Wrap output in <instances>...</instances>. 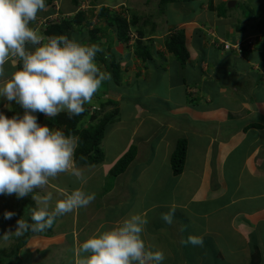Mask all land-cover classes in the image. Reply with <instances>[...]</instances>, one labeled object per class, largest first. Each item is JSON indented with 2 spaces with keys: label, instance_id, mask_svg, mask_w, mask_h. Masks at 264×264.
Returning <instances> with one entry per match:
<instances>
[{
  "label": "crops",
  "instance_id": "1",
  "mask_svg": "<svg viewBox=\"0 0 264 264\" xmlns=\"http://www.w3.org/2000/svg\"><path fill=\"white\" fill-rule=\"evenodd\" d=\"M68 1L53 0L54 9L50 16L65 19L70 15L68 19H71V15L82 12L83 20L88 23L86 28L100 29L96 25L101 19L105 22V29L111 27L110 33L116 34V24L110 14L118 15L113 7H124L123 2L98 0L92 2L91 11L87 13ZM190 4L196 7L197 15L180 23V19L177 21L178 27L184 25L188 63L180 66L161 42L165 51L158 53L153 48L149 66L141 62L147 72L145 82L136 84L137 91H144L140 96H135V91L124 98L123 95L135 88L124 90L122 94L106 83L105 88H109L113 95L121 94L123 107L115 114L101 141L102 162L77 165L85 170L86 184L68 174H61L51 180L46 189L35 193L51 192L54 204L55 200L63 198L64 191L82 188L85 192L95 193V199L86 208L66 214L71 217L67 224L64 215L57 217L52 228L44 233L30 232L19 237L21 241L13 242L14 247L19 244L18 259L24 254V257L36 258L38 264L49 260L50 264H74V250L80 242L113 227L131 214H142L149 221L142 239L146 249L163 251L165 259L162 264H249L251 254L256 251L260 254L261 264L264 263L263 49L257 46L245 55L237 56L210 47L203 38L205 29L210 28L216 36L228 41L246 36L236 25L231 27L228 16L217 12L218 18L213 20L199 12L197 3L192 5L190 1ZM101 7L108 8L110 13L99 16ZM186 8L190 9L189 6ZM49 9L40 12L38 17H48ZM210 20L218 27H211L213 23L208 27ZM186 25L190 26L189 29ZM33 27L38 29L35 24ZM100 32L97 33L99 38ZM41 34L44 35V28ZM160 37L145 33L143 40ZM110 42L119 47L128 46L119 43L117 38ZM260 45L264 48V40ZM129 51L133 54V50ZM102 53L108 58L105 51ZM161 57H167L165 63L168 65L162 63ZM5 69L6 75L13 70L7 64ZM128 87L132 88V84ZM97 100L95 98L96 103ZM109 101L115 102L113 99ZM100 104H96V108H100ZM85 106L91 108L95 105ZM135 106L140 107V115H147L153 123L145 122V126L132 131L135 125L139 126L133 117ZM23 111L15 102L0 97V113L22 116ZM100 113L107 111L104 108ZM88 114L92 116L94 113ZM41 118L44 121L39 124L64 131L63 126L54 122V125H48L49 119L53 121V118L43 114ZM89 120L87 123L82 121L79 126L87 127ZM178 139L185 140L186 154L182 172L174 175L170 156ZM131 145L136 150L134 158L125 171L111 176L110 170ZM31 198L29 195L26 202H30L32 211L35 203ZM4 204L16 205L13 195L5 199L0 195L2 212ZM173 209V223L167 224L161 218L162 214ZM10 224L13 225V218L9 219L8 234L10 240L12 237L16 239L10 232ZM189 235L202 237L203 245L182 244L181 241ZM66 247L69 259L64 258L65 253H52L54 248L61 251ZM54 257L59 259L54 260Z\"/></svg>",
  "mask_w": 264,
  "mask_h": 264
},
{
  "label": "clouds",
  "instance_id": "2",
  "mask_svg": "<svg viewBox=\"0 0 264 264\" xmlns=\"http://www.w3.org/2000/svg\"><path fill=\"white\" fill-rule=\"evenodd\" d=\"M46 10L45 0H0V97L24 110L22 116L0 113V195L18 199L31 195L35 203L30 219H18L15 230L10 231L16 237L44 233L57 217L94 201L95 193L82 188L64 191L54 204L51 192L35 194L61 174L87 183L85 170L74 160L79 138L39 124L35 113L47 118L62 112L69 118L81 115L103 82L111 78L97 61L104 51L100 45L65 34L45 36L31 26ZM6 64L13 69L8 75ZM174 212L163 213L161 218L172 224ZM13 216L14 212L4 213L5 219ZM148 222L145 215L131 214L86 238L74 250V264H162L163 251L146 249L142 239ZM8 233L3 235L5 241ZM181 243L195 247L204 241L189 235Z\"/></svg>",
  "mask_w": 264,
  "mask_h": 264
},
{
  "label": "rangeland",
  "instance_id": "3",
  "mask_svg": "<svg viewBox=\"0 0 264 264\" xmlns=\"http://www.w3.org/2000/svg\"><path fill=\"white\" fill-rule=\"evenodd\" d=\"M107 3H114L118 0H104ZM229 0H193L192 1V5H195L197 3L198 6V10L199 12H202L204 14L205 17L208 18H213V20H217V12H218V7L219 8V12L221 11V13L225 14V16H228V22H230V25H232L231 27H233V25L237 26V29L240 28L242 29V34L243 36H260L261 39L264 40V0H235L236 3L234 4V7L232 8H228L227 2ZM70 2V1H68ZM92 2L97 3L98 0H82V1H78V9L79 10H85V12H89L91 11V4ZM124 3V7H113V9L117 12H119V15H124V13L126 12V19L130 20V17L132 15H136L137 18L139 19L138 24L140 26H142L144 28V32L145 33H153L157 36H161L159 39H153V40H143L144 44H149L152 45L153 48L159 52H164V48L161 42L164 41V39L167 36L168 31L174 29V28H182L184 29V25L182 26H177L178 23H180L182 20H184L185 18H191L192 16L197 15V9L196 7H192L190 2H178L176 3V5L174 3H170L167 7H162V4L159 3V0H119L117 3ZM186 6H189L190 9L186 8ZM83 8V9H82ZM193 9V10H192ZM98 10V9H97ZM184 10V13L182 12ZM180 12V14L178 12ZM87 12V13H88ZM86 13V14H87ZM92 13H94L92 11ZM79 14V13H77ZM77 14L75 13L74 16L76 17ZM95 15V14H94ZM70 16V15H69ZM66 16L65 19L69 20L68 17ZM73 15H71V17H74ZM93 16V14H92ZM216 17V19H214ZM47 16L45 18H39L37 17V20L35 21V25L38 26V31L41 33L43 28L45 29V24L46 22H59L60 19H56L53 21H48V19H46ZM54 19V16L50 17ZM112 18V17H111ZM93 19V18H92ZM99 19V18H98ZM180 19V21H178ZM45 20V21H44ZM59 20V21H58ZM101 23H97L96 26H100V30L104 29V32H100L99 36H100V43L102 48L104 49L105 53L108 54V58L106 59L107 62H112V60L117 63L119 65L118 68V82H110L109 85L116 87L113 88L115 91H117L118 93H122L124 94V90H130V88L128 87V85L130 84H134L135 87V91H137V87L141 82H145L144 78L146 77V75L144 76V74L147 72L145 69L142 68V63L137 61V59L134 57V55L129 51L132 50V47L128 48V46H124L122 45L121 47L114 45L113 42H110L109 39H107L105 37V34L110 35L112 37V40H114V38H116L114 35L115 34H111L109 30H111V27H107L105 29V22L104 20H101ZM213 20L208 21V27L209 23L213 25H216ZM219 20V19H218ZM178 21V23H177ZM222 21V20H221ZM225 22V21H224ZM173 23V24H171ZM173 25V28H171ZM200 24V23H198ZM197 24V25H198ZM34 25V23H33ZM33 25H31L33 27ZM226 25H228V23H226ZM229 25V26H230ZM171 26V27H170ZM217 26V25H216ZM186 27L189 29V25H186ZM218 27V26H217ZM34 28V27H33ZM95 28V27H94ZM134 31V30H133ZM130 32L129 33V41L128 44L130 46H132L134 44V40L137 37V34L135 32ZM173 31V30H172ZM212 30L209 29H205L203 31V35L206 34V32H211ZM174 32V31H173ZM86 33V32H84ZM240 34V33H239ZM186 36V35H185ZM197 36L194 35V38H196ZM205 39V42L210 46V42H209V38L206 35L203 37ZM159 40V41H158ZM85 42H88L86 39L84 40ZM113 43V44H112ZM256 46H260V50H262V54L264 56V48L263 45L257 44ZM256 53H258V51H255ZM166 54V53H165ZM246 54V53H245ZM244 54V55H245ZM236 56V55H235ZM239 56V55H238ZM116 58V60H115ZM166 58H162L161 57V61L163 64L168 65V63H165ZM100 64V66L102 67V70L108 72L107 68L100 62H98ZM112 64V63H111ZM110 64V66H111ZM109 73V72H108ZM144 76V77H143ZM143 77V78H142ZM148 80V79H147ZM108 81V80H107ZM107 81H104L101 87V93L99 96L95 95L92 103L90 105H95L94 107H97L98 104L103 105L105 110L107 112L112 111L114 109H117V111H121V108L123 107V101L121 98V94H112V92H109V88H105ZM114 81V80H113ZM128 92V91H127ZM95 98H97V103L95 102ZM113 99L115 100V105H110L108 103V100ZM96 103V104H94ZM125 103V102H124ZM106 105V106H105ZM93 107L91 108H87V115L84 118L83 122L87 123L88 119H89V115L88 113L92 114L95 111L92 110ZM126 110L124 109V112ZM134 116L136 119V124L138 123L139 126L135 125L134 128H132V131L141 128L143 125L145 126V122L146 124L148 123H153L152 120L150 118H148L147 115L143 116L140 115V107L139 106H135L134 107ZM37 114L39 113H35L36 116H38ZM148 120H150L151 122H148ZM44 119L41 118V116H39V119L37 118V122H41L43 123ZM49 123L48 125H54L53 121L51 119H49ZM149 124V125H150ZM47 125V124H46ZM203 131H206L205 129H202ZM165 194V191L162 192V196ZM3 199L7 198L8 195H5V197L2 195ZM13 197L16 200V205H12L9 206L7 204H4V213L5 212H9L12 211L15 213V216H13V225L10 224V229L11 231H14L16 228V221L20 218L28 220L30 219V214H31V204L27 203V198H29V196L24 197L23 199H18L15 195H13ZM32 199V198H31ZM6 201V200H5ZM28 211V212H27ZM2 211H0V254L3 252L5 255H1L0 256V260L3 259L5 261L4 264H38L40 262H37L35 260H37L36 258L34 259H30V256H26L24 257V254L22 255L21 259H14L15 262L10 261L9 260V255H15L13 252L17 249H15V244L13 243L15 241H21L19 239V237H17L16 239H13V237L10 240V235L8 234V240L5 241L3 239V235L8 232V228H9V219H5L4 218V213ZM27 212V213H26ZM65 223H68V220L71 218L68 215H66L65 217ZM14 226V227H13ZM14 228V229H12ZM30 232H26L25 234H28ZM14 234V233H13ZM29 235V234H28ZM52 253L55 255L58 254H62L65 253L64 258L65 259H69L70 255H69V250L67 249V247L63 250H57L56 248H54L52 250ZM59 258H55L54 260H58ZM42 262V261H41ZM50 264V260L48 261ZM48 262L44 263V264H48ZM53 262V261H52ZM60 264V263H58ZM63 264V263H61Z\"/></svg>",
  "mask_w": 264,
  "mask_h": 264
},
{
  "label": "trees",
  "instance_id": "4",
  "mask_svg": "<svg viewBox=\"0 0 264 264\" xmlns=\"http://www.w3.org/2000/svg\"><path fill=\"white\" fill-rule=\"evenodd\" d=\"M78 1L82 0H70L71 4L76 7L78 5ZM151 1V0H150ZM193 0H159V3L162 4V7H167L166 5H169L170 3H176L178 2H190ZM45 3L47 5V8L49 9V12L47 15L53 14L54 6L52 5L53 0H45ZM218 7V13L221 16H225L224 12L223 14L221 11L219 12ZM47 9V10H48ZM110 12L108 8L101 7L99 10V16L103 17L108 15ZM82 12H79L77 16L72 17L71 19H60L59 22H50L48 23L44 29V35H53V34H65L68 35L70 38H75L79 41L85 42L86 39L89 43H96L101 46L100 38L97 36V33L100 32V29L92 28L88 29L86 28V25L88 23L83 20ZM126 15V12L124 13ZM124 15H117L116 13L110 14V17H112L113 22L116 24V34L115 37L118 39V42L121 44H128L129 41V33L132 32V30L136 31L137 37L134 40V44L131 46L133 50V54L136 59L140 60L143 64L148 65V61L151 60L152 56V49L153 47L150 45H146L143 43L144 38V28L138 24L139 19L134 14L130 17V20L126 19V16ZM58 19V18H57ZM85 22V24H82ZM36 23L35 21L33 22ZM32 23V24H33ZM112 22H110L111 25ZM239 29V28H238ZM174 32H173V31ZM170 30L167 33L166 38L164 39V47L167 53L171 54L174 60L180 65L184 66L188 63L189 59V52L187 48V40L185 36L184 29L182 28H174ZM133 31V32H134ZM86 32V33H83ZM218 37V36H217ZM107 39H112L110 35L107 36ZM86 42V43H88ZM102 47V46H101ZM222 49V48H220ZM219 49V50H220ZM107 57L103 53H99L97 55V61H101L105 64V67L107 68L108 72L111 74V78L107 81V84L110 82H118V68L119 65L115 63L113 60L112 62H107ZM112 63V64H111ZM111 64V66H110ZM114 80V81H113ZM135 87L132 85V88L130 87V90H133ZM128 93L127 95H123L124 98H126L128 95H131V93ZM144 91H137L135 96H140ZM101 91H99L96 95L99 96ZM138 98V97H136ZM110 105H115L116 103L114 101L108 102ZM85 107V111L78 116H72L69 118L67 113H60L58 116L53 117V122L58 126H63L64 132L66 135H74L79 138V146L74 154V160L77 165L84 164V165H96L102 162L103 159V152L100 148L101 141L104 137V134L109 127V125L114 121V116L118 112L117 109H114L110 112L101 114L100 111L104 110V106L100 105L99 110H96L94 114L89 118V125L87 127H81L79 126L80 123L83 121V119L87 115V108ZM37 118L39 119V116L41 114H37ZM13 115H9L8 117H12ZM135 147L131 145L128 150L117 160L115 165L110 170V175L115 177L116 175L122 173L125 171L127 166L130 164L132 159L135 156ZM186 154V142L184 139H178L176 141L175 149L173 153L170 156V163L171 168L174 175H178L182 172L183 166H184V158ZM17 247V248H16ZM15 247V250L13 253L15 255H9V260L15 262V258H17V252L19 248V244ZM5 255L3 252L0 254ZM5 261L3 259L0 260V264H4ZM249 264H261L260 262V254L258 251L253 252L251 254V260ZM264 264V263H263Z\"/></svg>",
  "mask_w": 264,
  "mask_h": 264
},
{
  "label": "built area",
  "instance_id": "5",
  "mask_svg": "<svg viewBox=\"0 0 264 264\" xmlns=\"http://www.w3.org/2000/svg\"><path fill=\"white\" fill-rule=\"evenodd\" d=\"M52 16H48L46 19L48 21H53L56 19V16L53 18H50ZM45 21V20H44ZM49 22H46L45 26ZM209 38V42L211 46L215 49H220L222 48L223 51H230L236 54L237 56H243L245 53H248L249 51L255 49L257 44H260L261 37L260 36H246L242 39H237L234 41H228V40H223L219 37H217L212 31L211 32H206L205 34Z\"/></svg>",
  "mask_w": 264,
  "mask_h": 264
},
{
  "label": "water",
  "instance_id": "6",
  "mask_svg": "<svg viewBox=\"0 0 264 264\" xmlns=\"http://www.w3.org/2000/svg\"><path fill=\"white\" fill-rule=\"evenodd\" d=\"M236 3V1L235 0H229L228 2H227V6H228V8H232V7H234V4Z\"/></svg>",
  "mask_w": 264,
  "mask_h": 264
}]
</instances>
